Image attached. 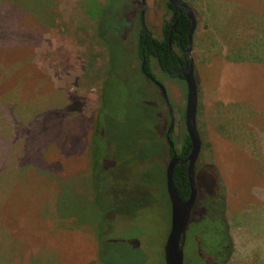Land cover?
<instances>
[{"label":"rangeland","instance_id":"374dc122","mask_svg":"<svg viewBox=\"0 0 264 264\" xmlns=\"http://www.w3.org/2000/svg\"><path fill=\"white\" fill-rule=\"evenodd\" d=\"M94 1L105 7L107 0ZM183 1L195 16L193 48L216 41L241 48L226 59L264 55L245 50L256 35L258 44L249 46L264 47V0ZM146 3L145 25L161 38L163 21L171 17L165 0ZM138 5L140 0H123L117 9L121 17L104 22L101 35L91 0H0V264H101L96 235L107 239V264H164L169 159L155 127L162 115L167 131L169 114L141 72ZM151 69L167 91L174 119L171 142L178 152L185 136V82L172 83L154 65ZM240 71L221 83L236 98L222 110L218 133L233 145L208 137L204 84L200 70L194 71L202 146L190 222L222 183L234 244L228 264H264V106L249 105L256 92H264V74ZM207 75L209 87L217 88L218 67ZM100 103L105 108L101 135L125 152L108 160L109 188L99 197L106 221L91 200L87 155ZM135 153L140 160L134 165L128 156ZM129 165H134L129 175L134 181L119 190L122 180L116 174L129 178Z\"/></svg>","mask_w":264,"mask_h":264},{"label":"trees","instance_id":"16d2710c","mask_svg":"<svg viewBox=\"0 0 264 264\" xmlns=\"http://www.w3.org/2000/svg\"><path fill=\"white\" fill-rule=\"evenodd\" d=\"M127 4L129 0H124ZM123 3V0H107L105 7H100L96 5L94 0H91V5L94 6V11L97 12L96 19L101 22L99 25V29L101 30L102 25L105 21L109 23L114 22L118 18H120L118 5ZM124 5L123 7H125ZM140 6V5H138ZM122 7V8H123ZM166 12L171 15L169 20H164L161 28V38H155L150 33L145 36V32L141 25L140 20V11L138 16V39H137V57L141 64L144 63V70L146 73L151 75L155 80V76L153 75L151 66L159 70V72L163 73L168 79L175 81H182L183 77L181 74H176L173 71L178 69V63L183 65L184 60L183 56H185V52L182 49H186L188 43V34L189 29L191 27V21L185 15L182 9V15L178 20V23L175 27L174 33L171 36L172 50L169 49V34L173 24V21L177 17V14L173 15V7L165 1ZM101 13H98L101 11ZM119 16V17H118ZM118 17V18H117ZM101 35H103V31H100ZM177 33H180L181 36H178ZM177 39L181 42V48L177 47ZM143 75V74H142ZM146 85L150 87H154L158 93L160 94L159 89L148 79L145 77ZM184 94H186V85H184ZM100 109L98 110L94 125L92 128V133L90 136L89 144H88V162H89V170L91 176V200L95 207V212L99 214L101 220L106 221V214H104L107 209L102 203L99 201V197L106 195V189L109 187L106 186L107 183V171L109 166V158L111 155L114 157L120 158L122 157V153H125L124 150H120L115 148L113 145L107 144L105 135H101V130L104 127L102 122V110L105 109L102 103H100ZM164 116V115H163ZM160 117L159 124L156 125V129L162 132V145L167 147L168 150V159L171 157V150L167 145L166 140V130L163 129L165 127V121ZM165 117V116H164ZM165 119V118H164ZM184 121V115L182 117ZM169 115L166 116V122L169 126ZM168 130V127H167ZM185 136L182 140L181 138V150L178 152L185 153V156L189 154L190 151V140L186 134V130L184 132ZM173 131L169 134V139H172ZM202 141V140H201ZM142 147L138 146L137 148ZM177 153V152H176ZM138 153L134 155L128 156V160H132L131 162L135 165L138 163L137 161L140 158H135ZM121 164V163H120ZM124 167H126L125 162H123ZM133 165V166H134ZM197 165V164H196ZM133 166L129 165L127 168V174L129 178H126L120 174H116L119 180H122V184L119 185V190L127 189L131 183L134 181V177L132 172H135ZM120 169V168H119ZM197 166L195 168V173H197ZM207 174L215 177V174L210 170H206ZM165 177V172H164ZM173 185L175 190L177 191L179 197L185 201L187 200L190 189L188 185L187 179V164L177 165L173 169ZM218 182V179H217ZM216 183V181H215ZM218 185V193L213 194V198L205 201L206 208H204L203 213H201L200 217H194L193 221L189 223V227L187 230L186 242L184 246V264H228L230 258L234 252V244L232 237L229 232V224L225 219V186L222 183H217ZM223 192V193H221ZM169 204V201H168ZM170 208V206H169ZM170 211V210H169ZM98 240V251H99V261L101 264H107V248L105 246V241L107 239L103 237H99L96 235ZM116 255V254H115ZM116 259L120 258L116 256Z\"/></svg>","mask_w":264,"mask_h":264},{"label":"water","instance_id":"95a60500","mask_svg":"<svg viewBox=\"0 0 264 264\" xmlns=\"http://www.w3.org/2000/svg\"><path fill=\"white\" fill-rule=\"evenodd\" d=\"M167 2L178 12V17L172 24V30L176 26L179 18L182 15V9L185 15L191 21V27L188 34V46L186 49L187 58L185 60V68L181 71V75L186 85L185 96V111H184V126L186 134L190 140V151L185 159L177 155L173 143L169 139V134L173 130L174 119L171 112V106L167 96L165 86L155 80L151 75H147L149 80L159 89L161 98L168 110L170 125L166 134V140L171 150V157L165 168V190L170 206V226L166 237L162 253L164 264H184V246L186 242V233L190 223L191 214L197 199V188L195 182V166L198 161L202 141L197 129V104H198V86L195 79L193 59L191 56L192 34L195 29V16L190 6L181 0H167ZM147 9L146 0H140V20L142 28L147 34L145 25V12ZM142 61V67L144 65ZM187 164V179L190 189L187 200L183 201L173 185V169L177 165Z\"/></svg>","mask_w":264,"mask_h":264},{"label":"crops","instance_id":"0c3cea01","mask_svg":"<svg viewBox=\"0 0 264 264\" xmlns=\"http://www.w3.org/2000/svg\"><path fill=\"white\" fill-rule=\"evenodd\" d=\"M254 37L256 43H253L252 41L253 37H252V39H250L247 42L248 46L245 48V50H248L250 52H254L257 50L264 51V47L262 46L261 48H256L255 46L253 47L249 46L251 44H258L257 42L259 41L257 35ZM240 49L241 48L235 49L233 47H229V45H226L224 43L210 41L199 44L197 48L192 47V55H191L193 59L194 71L196 72V70H200V74L202 76L201 82L204 84V88H203L204 96L201 107L203 109L204 120L206 124L205 130L207 131V135L209 138L216 137L218 138L219 141L225 142V144H230V145L233 144L225 140L223 141V138L219 135L218 131H221L220 124L222 122L220 121V119H221L222 110L228 108L229 105H232L230 103H235L234 98L236 97L234 95L227 93V90L221 83L225 81L226 77L231 75L232 71L234 73H238L237 71L240 70H241L240 72H247V73L261 71L264 74V55L251 54V56L246 57L239 61H238L239 58L226 59L228 57L227 53L229 51L235 52V51H240ZM193 51H200L201 53L198 55L195 54L194 56ZM216 67H218V74L220 76L219 79L220 85L217 88L216 87L211 88L209 87L210 83L207 74H209L210 71L216 74ZM234 68H236V70H233ZM171 82L174 83L176 81H171ZM198 91H199V86H198ZM254 98H258V99L254 100ZM254 98H251L252 104H249L252 107V109L258 106L259 107L264 106V92L263 93L256 92ZM198 106L199 103L197 104V110H198ZM209 146H213V143L209 142Z\"/></svg>","mask_w":264,"mask_h":264},{"label":"flooded vegetation","instance_id":"af4514ba","mask_svg":"<svg viewBox=\"0 0 264 264\" xmlns=\"http://www.w3.org/2000/svg\"><path fill=\"white\" fill-rule=\"evenodd\" d=\"M165 1H167V0H165ZM181 1H183V0H181ZM183 2H185V1H183ZM188 4V3H187ZM107 4H106V2L104 3V6H106ZM166 9V8H165ZM174 10V9H173ZM175 13L177 14V17H178V12H176L175 10L173 11V15H175ZM176 17V18H177ZM175 18V19H176ZM175 21V20H174ZM173 21V22H174ZM106 22V21H105ZM178 23V22H177ZM177 25V24H176ZM176 27V26H175ZM175 27H174V29H173V31L171 32V30H172V27H171V30H170V34H169V49L170 50H172L173 52H174V50H173V48H172V43H171V36H172V34L174 33V30H175ZM190 30V29H189ZM148 33H150L151 34V32L147 29V34ZM147 34L145 35V36H147ZM152 35V34H151ZM177 35L178 36H181V34L180 33H177ZM193 35V34H192ZM188 41H189V38H188ZM177 47L178 48H181L182 49V47H181V42H180V40H178L177 39ZM187 46H188V43H187ZM187 46H186V49H187ZM191 48H192V44H191ZM186 49L184 50V49H182V51H184L185 52V56H183V60H184V63H183V65L181 64V63H178V69H176V70H174L173 72L174 73H176V74H181V71L185 68V60H186V58H187V54H186ZM145 62V61H144ZM142 63V62H141ZM141 67H142V64H141ZM141 72H142V74H143V76L144 77H146V78H148L147 77V75H148V73H146L145 72V70H144V65H143V68H141ZM153 72V71H152ZM167 78V77H166ZM149 79V78H148ZM168 131V130H167ZM172 132V131H171ZM167 133V132H166ZM177 155L178 156H180L182 159H185L187 156H185V153H182V152H177ZM198 162V161H197ZM186 164V163H185ZM197 164V163H196ZM197 166V165H196ZM196 166H195V168H196ZM202 170H204V169H202ZM201 170V171H202ZM205 173L207 174V172H206V170H205Z\"/></svg>","mask_w":264,"mask_h":264}]
</instances>
